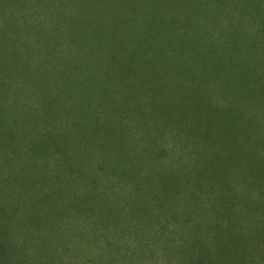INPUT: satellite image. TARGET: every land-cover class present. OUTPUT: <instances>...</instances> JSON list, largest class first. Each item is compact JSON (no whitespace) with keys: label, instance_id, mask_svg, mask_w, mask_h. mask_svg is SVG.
<instances>
[{"label":"trees","instance_id":"16d2710c","mask_svg":"<svg viewBox=\"0 0 264 264\" xmlns=\"http://www.w3.org/2000/svg\"><path fill=\"white\" fill-rule=\"evenodd\" d=\"M260 174L264 0H0V223L40 258L229 264Z\"/></svg>","mask_w":264,"mask_h":264},{"label":"rangeland","instance_id":"374dc122","mask_svg":"<svg viewBox=\"0 0 264 264\" xmlns=\"http://www.w3.org/2000/svg\"><path fill=\"white\" fill-rule=\"evenodd\" d=\"M252 28L254 27H249L247 31ZM249 183L254 196H252L251 202L248 198H242L243 224L245 226H240L241 230L237 229L238 231L234 232V238L231 239V245L226 255L229 264H264V175L260 174L250 178ZM120 194L119 197L127 194V189ZM6 198L8 197H5L4 193L0 194V209L5 208ZM2 212L3 210H0V218ZM120 219L123 220L116 224H127L129 221L124 215ZM72 224L92 223L78 218ZM231 228L232 226L228 230ZM232 231L233 229L230 230V232ZM24 234L21 227L0 223V264H82L81 259H71L70 256L53 259L51 248L47 244L45 255L40 258L38 253H44V251L41 246H38L37 234L32 233V235L29 234L23 238Z\"/></svg>","mask_w":264,"mask_h":264}]
</instances>
